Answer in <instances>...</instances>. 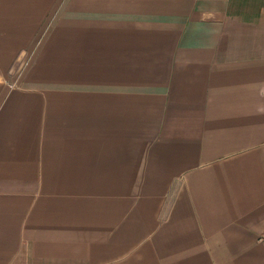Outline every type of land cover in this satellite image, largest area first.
<instances>
[{
	"label": "crops",
	"instance_id": "1",
	"mask_svg": "<svg viewBox=\"0 0 264 264\" xmlns=\"http://www.w3.org/2000/svg\"><path fill=\"white\" fill-rule=\"evenodd\" d=\"M0 264H264V0H0Z\"/></svg>",
	"mask_w": 264,
	"mask_h": 264
}]
</instances>
